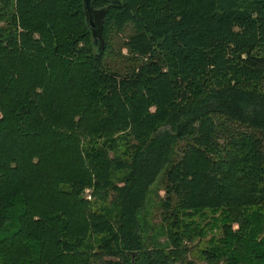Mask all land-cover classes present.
<instances>
[{"label": "trees", "instance_id": "obj_1", "mask_svg": "<svg viewBox=\"0 0 264 264\" xmlns=\"http://www.w3.org/2000/svg\"><path fill=\"white\" fill-rule=\"evenodd\" d=\"M125 2L95 3L99 50L82 0H0V264H196L186 242L209 221L206 264H264V0ZM123 21L148 80L102 64ZM129 130L126 159L109 161Z\"/></svg>", "mask_w": 264, "mask_h": 264}, {"label": "rangeland", "instance_id": "obj_2", "mask_svg": "<svg viewBox=\"0 0 264 264\" xmlns=\"http://www.w3.org/2000/svg\"><path fill=\"white\" fill-rule=\"evenodd\" d=\"M138 30L130 21H123L121 22V29L120 32H116L113 28V32L111 35V38L108 39L107 42V48L104 52V55L102 57V64L103 66L108 69L112 73H116L117 75L123 76V74L126 73H135L139 72V69H142V79L148 80L150 78V75L147 73H143L147 71L149 68H146L147 64H155L150 63V60L148 59V55H142L140 57H137L135 55H129L127 50L125 49V42L129 40L131 36L136 35ZM151 62H156L153 59H151ZM151 73L153 72L150 71ZM162 72V70H161ZM163 72H167V70L163 69ZM162 72V73H163ZM213 72H218L214 66L211 67L209 70V73L212 74ZM153 74V73H152ZM109 89H105V87H102L100 91L102 93H106ZM144 95L146 96V93L144 92V89L142 90ZM147 112L151 115L154 114L155 108L153 106H149L147 108ZM138 131V130H137ZM136 132L132 131H126L125 133L118 134V140L115 144L117 145L116 148L109 151L108 153V160L114 161L115 159L120 156L121 160H125L126 156L124 154L128 153L129 150H131L134 146L135 138H136ZM181 147H183L184 142L179 143ZM116 179H119L120 176L116 175ZM163 182L164 179L160 177L156 184L153 186L150 199L148 200L146 211L144 212L145 217V223L146 227L153 228L155 230V235L152 237H157V233H161V230H159L160 227L164 225L163 218H164V212L162 209V202L165 201V190H163ZM92 188H88L84 191V200L87 202H90L93 204V206L97 209H100L103 204H99V202H95L94 197L91 196ZM111 197L108 198V201L105 203V207H109ZM113 205H111L112 207ZM208 218H212L210 216H207ZM208 221H202L200 218L195 219V223L198 224V226L203 227L205 224H207ZM189 226H191L189 224ZM212 227V223L209 221V226L202 235L203 237H195L193 236L192 241L186 242V247L190 249L187 254L188 260H191L195 262L196 264H206L201 253L206 250L211 244V240L219 237L218 230H209ZM218 229V228H217ZM162 236V235H160ZM160 241H164V237L160 238Z\"/></svg>", "mask_w": 264, "mask_h": 264}, {"label": "water", "instance_id": "obj_3", "mask_svg": "<svg viewBox=\"0 0 264 264\" xmlns=\"http://www.w3.org/2000/svg\"><path fill=\"white\" fill-rule=\"evenodd\" d=\"M95 3L108 4L114 9H121L125 6V0H82L85 21L91 33L93 42L99 50L104 48L102 37V22L106 12V7L95 8Z\"/></svg>", "mask_w": 264, "mask_h": 264}]
</instances>
